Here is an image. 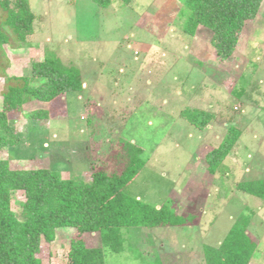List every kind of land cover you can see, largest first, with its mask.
<instances>
[{"label":"rangeland","instance_id":"374dc122","mask_svg":"<svg viewBox=\"0 0 264 264\" xmlns=\"http://www.w3.org/2000/svg\"><path fill=\"white\" fill-rule=\"evenodd\" d=\"M29 2L34 34L23 45L4 46L0 65L8 76H31L33 62L55 55L81 71L83 90L51 103L28 102L11 114L20 144L0 151V159L14 169H53L87 182L90 167L106 160L121 135L147 161L127 193L167 203L181 215L193 210L200 221L175 233L130 229L125 251L107 253L106 264H152L167 254L189 261L193 253L204 264L203 247L219 246L246 208L259 242L250 264H264V200L236 191L241 181L264 179V2L225 61L215 56L206 29L194 37L183 33L185 0L117 1L108 9L92 0ZM5 82L0 76V110ZM186 107L213 114L205 130L180 117ZM39 110L48 119L28 118ZM230 127L241 137L224 162L226 172L211 176L204 149L217 147ZM23 202L16 193L11 203L19 219ZM73 236L74 229L60 228L53 243L42 242V263L65 264ZM83 237L89 247L101 246L98 234ZM166 237L176 246L163 248Z\"/></svg>","mask_w":264,"mask_h":264},{"label":"trees","instance_id":"16d2710c","mask_svg":"<svg viewBox=\"0 0 264 264\" xmlns=\"http://www.w3.org/2000/svg\"><path fill=\"white\" fill-rule=\"evenodd\" d=\"M108 9L114 2L131 0H92ZM264 0H185L187 15L182 24L184 34L194 37L209 33L215 56L221 61L231 58L246 25L254 21ZM35 15L29 0H0V53L4 46H20L34 34ZM31 76H8L5 79L0 110V151L20 144V134L10 115L21 112L28 102L51 103L69 93L83 90L81 71L65 66L55 55L32 63ZM38 81L35 84V81ZM49 112L36 111L31 120L48 119ZM98 117L101 114L98 113ZM180 117L198 130H205L213 114L186 107ZM241 137V131L230 127L217 147H206L203 165L211 176L226 172L225 160ZM147 161L143 149L125 138H118L106 160L90 167L87 182L64 178L53 169H14L0 159V264H43L39 257L42 242L53 243L56 230H75L68 244L65 264H106L107 253L125 251L130 229H154L198 225L194 211L178 215L169 204L160 206L142 201L127 193ZM236 191L264 200V179L242 181ZM21 193L22 219L11 203ZM253 212L246 208L233 223L221 244L203 247L204 264H250L258 240L249 230ZM127 230V232H125ZM98 234L100 247H89L85 234ZM152 264H163L160 258Z\"/></svg>","mask_w":264,"mask_h":264},{"label":"crops","instance_id":"0c3cea01","mask_svg":"<svg viewBox=\"0 0 264 264\" xmlns=\"http://www.w3.org/2000/svg\"><path fill=\"white\" fill-rule=\"evenodd\" d=\"M244 181H250V180H244ZM242 182V181H241ZM186 210V209H185ZM184 210V211H185ZM187 211V210H186ZM185 211V212H186ZM185 212H183V213H185ZM177 213V212H176ZM178 214V213H177ZM178 215H181V214H178ZM199 225V224H198ZM197 225H189V226H181V227H164L165 229H175L174 230V233L176 232V231H186V229H190V228H192V229H194L195 227H196ZM154 229H159V228H154ZM153 229V230H154ZM154 235V234H153ZM168 237V236H167ZM165 238L164 239V241L165 242H163L162 243V247L163 248H166V247H170V248H172V247H174V246H176V244H175V242H173V240H169L168 238ZM220 244H221V242H220ZM179 245V244H178ZM180 247H183L182 245L180 246ZM189 252V254H192L193 253V251L192 250H189L188 251ZM179 253V252H178ZM183 253V252H182ZM188 254V255H189ZM168 255V257H166V258H164V257H162V259H161V261H162V263L163 264H196V262L198 261V260H200V255H198V254H195V253H193L192 255H191V258L190 257H188L189 258V261L188 260H186L185 258H182V256H181V254H177V255H175V254H173L172 255V257L169 255V254H167ZM170 256V257H169ZM173 256H176V258H174ZM203 259H204V257H203ZM189 262V263H188ZM199 262V261H198ZM201 262V261H200Z\"/></svg>","mask_w":264,"mask_h":264}]
</instances>
